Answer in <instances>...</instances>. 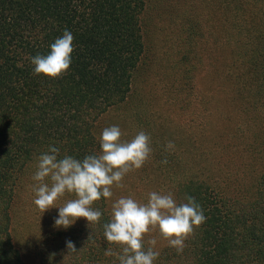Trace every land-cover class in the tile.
<instances>
[{"label":"trees","instance_id":"1","mask_svg":"<svg viewBox=\"0 0 264 264\" xmlns=\"http://www.w3.org/2000/svg\"><path fill=\"white\" fill-rule=\"evenodd\" d=\"M185 4L180 3L183 8L173 16L170 13L171 20L178 18L170 46L175 49L180 44L186 55L203 53L213 82L210 95L216 97L211 100L208 116L193 119L199 120L195 122L203 134L209 131L221 141L217 149L227 159L223 180L243 182L245 189L237 187L232 196L214 190L192 170L186 173L175 200L180 204L187 202V196L194 197L206 221L188 237L182 253L168 242L154 249L159 252L154 264H264V152L258 144L264 140V21L259 22L264 16V0H215L213 11L200 10L199 6L192 15L188 12L193 6ZM137 5L136 0H0V136L10 133L24 139L23 163L15 157L9 167L3 165L4 169L24 163L29 165L26 170L32 169L50 145L60 149L58 159L96 155L91 147L92 122L86 117L84 128L76 129L78 122L70 108L77 101L84 113L91 108L99 111L103 104L113 103L110 99L114 96L122 100L128 95L130 74L122 80V64L133 65L131 59L141 51V42L135 38ZM247 9L260 14L257 23L238 15ZM66 29L74 37L67 73L60 78L34 74L30 57L46 55ZM251 31L253 40L248 37ZM191 79L186 76L185 82L192 84ZM219 115L221 121L208 128L209 121ZM14 146L19 152L21 144L14 141ZM15 179L0 172V220L5 219V224L3 213L12 200ZM24 192L30 199V192ZM92 206L103 215L101 203ZM100 220L97 229L104 230L106 217ZM5 230L0 222V264H22L20 252L9 245L8 234L7 246L2 241ZM73 239L68 240L81 242L82 250L76 254L66 248L58 253V257H69L68 264H119L115 255L104 259V245L94 244V251H87L83 250V239ZM58 244L52 247L61 250ZM149 246L144 244L145 249ZM111 249L121 251L116 245ZM31 250L44 264H52L51 260L55 264L46 243L33 245ZM99 258L103 260L98 263Z\"/></svg>","mask_w":264,"mask_h":264},{"label":"rangeland","instance_id":"2","mask_svg":"<svg viewBox=\"0 0 264 264\" xmlns=\"http://www.w3.org/2000/svg\"><path fill=\"white\" fill-rule=\"evenodd\" d=\"M133 1L135 2V0ZM136 1L139 14L135 27V38L141 42V51L131 59L133 65L122 64L125 71L122 80L125 78V74H130L128 78V82L130 81L128 95L124 96L122 100L115 99L117 96H114L110 99L111 101L114 100L113 103L103 104L104 107L99 111L91 108L89 113H87V110L84 113L77 101L70 108L78 122L76 129L84 128L83 123L86 117L88 122H92L90 124H92L93 129H91V126L89 127L94 136L91 147L96 155L101 152L99 138L102 130L106 127L119 126L122 132L121 140L125 142L131 141L141 130L150 137L151 153L144 165L124 176L121 181L123 187H117L114 184L111 187L113 195L110 198L101 197L100 200L94 202L102 204L103 215L101 219H103V216L106 217V223L111 219L113 203L121 197H131L139 203H147L148 194L155 191L161 194L170 192L175 199L179 196L176 192L181 191V185L186 180V173H189L190 170H192L194 176L200 175L202 180L214 190L224 191L226 194L233 196L237 187L241 191L245 189L243 182L237 183L225 178L223 180L226 174L225 164L227 159L218 152L217 148L221 141L215 135L208 134L209 131L203 134L198 122H195L200 115L202 117L209 115L207 111L212 107L211 100H214L215 97L210 95L213 82L209 73L210 70H208L209 63L203 55L201 56L202 52L197 51L196 57L193 56L194 52L186 55L183 48L180 49V44L175 45V49L170 46L171 32L178 19L176 17L177 19L171 20L170 13L173 16V12L181 10L183 7L179 4L183 1L186 2L184 7L187 5L193 6V9L191 7L192 10L188 12L189 15H192L193 10L198 9L199 6L200 10L210 12L214 9L215 0ZM249 1L254 3L257 0ZM238 15L245 16L253 23H257L256 19L259 20L260 18L259 13L253 14L249 9L243 13L238 11ZM262 21H264V16L261 15L259 22ZM248 37L251 40L255 38L252 31L248 33ZM195 49H197L196 46ZM204 64L206 65L204 66ZM101 68L99 67V69ZM186 76L192 77V84L189 81L188 83L185 82ZM122 80L120 84L123 83ZM81 91H76V93ZM113 93L111 91L110 95ZM106 96L104 98H108ZM203 102L204 104H202ZM206 108L208 110L205 111ZM68 114L70 117L72 116V114ZM221 117V115L213 117L209 121L208 128L214 123H219ZM224 123L227 125L225 119ZM195 129L199 132L195 133ZM64 132H67V127ZM81 133L85 134L86 129H83ZM6 134L0 136V168L2 169L0 172H8L10 176H15L16 179L13 185V190H15L12 200L9 207L5 208V213H3L4 217L7 218V224H5V219L0 220L2 226L7 229L1 233L5 246L8 244V234L10 247H14L20 252L19 256L24 264H44L43 259L36 255L33 256L31 250V246L40 245L41 243L48 245L52 258L56 260L55 264H68V256L58 257V253L65 251L67 248L65 241L68 239H83V250L87 249V251L89 249L94 251V244L104 245L102 247L106 250L111 246H115L109 244L106 240L104 230L97 229L101 220L95 226L96 224L88 225L86 219L79 218V221L76 220L73 225L64 229L54 226V220L58 217L57 207H53L42 214L37 210L33 203L35 194L33 188V193L30 188L37 183L32 177L37 170L38 162L33 164L32 169L29 170H26L29 166L26 163L20 167L14 165L12 168H8L15 157H18L23 163L24 139L21 136L16 138L14 134ZM259 134L260 132L257 133V137ZM213 139L216 140L212 143ZM14 141L21 144L19 152L15 151ZM169 141L174 143V149H166ZM187 141H191V143ZM258 144L263 147L261 150L264 152V140L258 141ZM69 147L71 149V145ZM10 151H14L15 154ZM165 159L167 163H161ZM262 160H264V155H262ZM4 164H8L7 169H4ZM24 190L30 192V199ZM74 198V194H65L56 201V205L63 206L68 200ZM92 207L95 209L94 206ZM77 232H79L78 235ZM153 238L157 240L154 249H158L167 242L154 229L145 234L144 244L148 246V241ZM61 240V244L56 243ZM73 243L76 244L77 252L82 250L81 242L73 241ZM56 244L59 245L61 250L52 247ZM104 259L107 261L106 255H104ZM99 260L103 259L99 258L98 263ZM50 262L54 263L52 260ZM100 264L104 263L100 262Z\"/></svg>","mask_w":264,"mask_h":264},{"label":"clouds","instance_id":"3","mask_svg":"<svg viewBox=\"0 0 264 264\" xmlns=\"http://www.w3.org/2000/svg\"><path fill=\"white\" fill-rule=\"evenodd\" d=\"M73 39L72 33L66 29L50 45L46 55L30 57L33 73L49 78L65 75L71 64ZM121 136L117 125L104 128L99 138L100 154L87 155L82 160L69 155L58 159L60 149L51 145L39 156L32 177L37 182L33 185V203L41 214L53 207L58 208L54 226L67 229L78 218L86 219L88 225L97 224L102 213L92 208L93 203L101 197L110 198L113 195L111 187L114 184L123 187L124 176L140 169L147 161L151 153L148 134L141 130L127 142L122 141ZM174 147L171 141L166 145V149ZM161 163H167V160ZM66 193L74 194L75 198L57 206L56 201ZM186 201L178 204L170 192L161 194L155 191L148 194L147 203H139L131 197L119 198L113 203L111 219L103 224V228L109 244L118 246L121 251L114 253L109 248L104 254L115 255L119 264H154L159 256L154 250L157 240L150 239V246L144 247L145 234L154 229L168 246L182 253L185 241L206 221L194 197L187 196ZM66 247L68 252L77 251L71 240L66 241Z\"/></svg>","mask_w":264,"mask_h":264},{"label":"crops","instance_id":"4","mask_svg":"<svg viewBox=\"0 0 264 264\" xmlns=\"http://www.w3.org/2000/svg\"><path fill=\"white\" fill-rule=\"evenodd\" d=\"M77 221H79V218L77 219Z\"/></svg>","mask_w":264,"mask_h":264}]
</instances>
